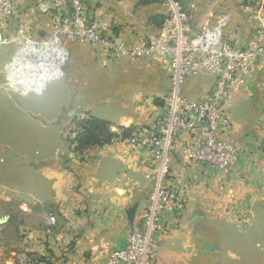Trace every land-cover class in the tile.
I'll return each mask as SVG.
<instances>
[{
    "label": "crops",
    "instance_id": "1",
    "mask_svg": "<svg viewBox=\"0 0 264 264\" xmlns=\"http://www.w3.org/2000/svg\"><path fill=\"white\" fill-rule=\"evenodd\" d=\"M13 1L16 17L9 23L0 18V234L10 231L19 253L50 256L51 264H98L121 246L128 228L140 225L151 186L148 167L142 154L119 143L93 146L79 161L64 132L74 117L88 115L112 132L152 127L169 91L168 64L156 53L135 56L104 43L66 41L50 64L52 74L38 77L33 53L2 38L14 34L19 20L30 36L49 32L52 20L37 11L40 0ZM84 3L101 34L128 51L165 34L163 0ZM211 8L206 3L190 12L194 30L215 23ZM232 13L223 38L244 46L252 30L244 15ZM22 52L25 62L17 58ZM214 81L197 73L182 92L199 100ZM224 108L232 139L247 153L229 177L180 156L170 159L169 182L182 190L187 206L179 219H164L157 264H264V60L239 75ZM4 264H12L10 257Z\"/></svg>",
    "mask_w": 264,
    "mask_h": 264
},
{
    "label": "built area",
    "instance_id": "2",
    "mask_svg": "<svg viewBox=\"0 0 264 264\" xmlns=\"http://www.w3.org/2000/svg\"><path fill=\"white\" fill-rule=\"evenodd\" d=\"M163 4L167 11L165 34L149 36L129 51L123 44H115L101 34L86 14L84 0H40L37 11L50 15L51 30L30 36L19 20L14 34L2 38L4 43L17 41L22 47L20 50L33 53L38 77L45 71L48 76L52 74L50 64L60 58V48L66 41L104 43L110 51L120 54L156 53L167 61L170 86L155 124L149 128H133L127 136L117 130L111 140L131 153L142 154L143 163L148 167L145 177L151 182L148 203L141 213L140 225L128 228L121 246L112 249L98 264H157L156 238L164 229V219H179L187 206L182 190L169 182L173 156L229 177L237 161L247 153L241 142L232 139L233 126L224 103L239 75L264 60V19L254 16L251 38L244 46H239L223 38L228 27L227 15L218 17L212 26L194 30L187 12L177 0H163ZM17 13L13 0H0L3 21L9 23ZM17 58L25 62L23 52ZM201 72L215 77L213 87L201 99L190 100L182 92L183 84L189 76ZM47 221L54 225L55 217L49 214ZM49 262L51 257L47 255L21 253L16 256L15 264Z\"/></svg>",
    "mask_w": 264,
    "mask_h": 264
},
{
    "label": "rangeland",
    "instance_id": "3",
    "mask_svg": "<svg viewBox=\"0 0 264 264\" xmlns=\"http://www.w3.org/2000/svg\"><path fill=\"white\" fill-rule=\"evenodd\" d=\"M182 8L187 12L190 20V12L201 8H204L206 3L212 4V8L210 9L213 15V19L216 22L217 18L222 15H227L229 21L227 23L228 27L233 22L234 14L232 13L235 11L238 15H244L247 18V24L250 26V30H252L256 19L254 16H260V18L264 19L261 10L264 9V0H177ZM261 12V13H260ZM261 14V15H260ZM193 18V16H192ZM195 18V17H194ZM240 20V16L237 18ZM74 125L73 123L70 125L68 130H65V139L69 142L72 138V131ZM49 132L50 138V130L47 129ZM54 132V130H53ZM56 133V132H55ZM52 138H57L58 136L52 135ZM70 144V143H69ZM12 234L9 231L8 234L1 235L0 234V264H4V260L10 257L12 264L16 263V256L19 253V248L15 243L13 244L12 241ZM18 247V249H16ZM15 249V250H14ZM14 250V253L10 255V251ZM21 254V253H19Z\"/></svg>",
    "mask_w": 264,
    "mask_h": 264
},
{
    "label": "trees",
    "instance_id": "4",
    "mask_svg": "<svg viewBox=\"0 0 264 264\" xmlns=\"http://www.w3.org/2000/svg\"><path fill=\"white\" fill-rule=\"evenodd\" d=\"M74 128L70 139V149L79 161L85 159L86 151L93 146L111 143L116 133L110 130L106 121L93 116L74 117L72 121ZM133 128L118 129L123 136H127ZM48 264H51L49 262Z\"/></svg>",
    "mask_w": 264,
    "mask_h": 264
},
{
    "label": "water",
    "instance_id": "5",
    "mask_svg": "<svg viewBox=\"0 0 264 264\" xmlns=\"http://www.w3.org/2000/svg\"><path fill=\"white\" fill-rule=\"evenodd\" d=\"M128 218L131 220L133 217V208H130L127 213Z\"/></svg>",
    "mask_w": 264,
    "mask_h": 264
},
{
    "label": "bare ground",
    "instance_id": "6",
    "mask_svg": "<svg viewBox=\"0 0 264 264\" xmlns=\"http://www.w3.org/2000/svg\"><path fill=\"white\" fill-rule=\"evenodd\" d=\"M54 63V62H53Z\"/></svg>",
    "mask_w": 264,
    "mask_h": 264
}]
</instances>
